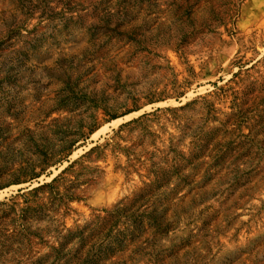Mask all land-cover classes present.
Returning a JSON list of instances; mask_svg holds the SVG:
<instances>
[{"label":"rangeland","instance_id":"374dc122","mask_svg":"<svg viewBox=\"0 0 264 264\" xmlns=\"http://www.w3.org/2000/svg\"><path fill=\"white\" fill-rule=\"evenodd\" d=\"M0 264H264V0H0Z\"/></svg>","mask_w":264,"mask_h":264}]
</instances>
